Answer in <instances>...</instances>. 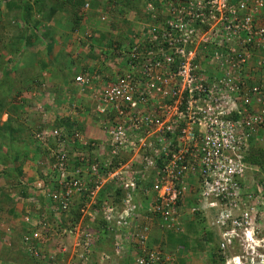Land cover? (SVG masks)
I'll use <instances>...</instances> for the list:
<instances>
[{"label": "built area", "instance_id": "obj_1", "mask_svg": "<svg viewBox=\"0 0 264 264\" xmlns=\"http://www.w3.org/2000/svg\"><path fill=\"white\" fill-rule=\"evenodd\" d=\"M153 1L142 2L151 24L116 49L113 75L73 78L91 92L104 157L72 164L56 149L50 178L34 180L19 243L42 264L103 263L98 222L116 255L134 245L131 264H171L145 245L150 224L178 233L187 213L204 218L225 264H264V176L244 161L264 123V0Z\"/></svg>", "mask_w": 264, "mask_h": 264}, {"label": "trees", "instance_id": "obj_2", "mask_svg": "<svg viewBox=\"0 0 264 264\" xmlns=\"http://www.w3.org/2000/svg\"><path fill=\"white\" fill-rule=\"evenodd\" d=\"M84 0H53L51 2V6H49L48 8L51 7V10L54 11L53 15L54 18L52 19V22H54L53 24H55L57 21L59 22L60 20H64L67 18H71V24L69 25V30H75L76 25L80 22V16L81 14H83L85 17L91 18L92 14L91 11L88 12H84L83 10L81 11L82 13L80 14L78 11L81 10L82 4H83ZM96 1L98 0H90L91 4L95 5ZM102 1H106L108 3H110L109 0H102ZM119 0H114V2H117ZM124 4H126V8L130 7V8H136L135 4L136 2H138V0H124ZM143 0L140 1V3L137 6L142 5ZM113 3V2H112ZM91 4H89V6H91ZM116 4V3H115ZM112 8H114V3L113 5H111ZM116 9V7H115ZM118 13H121V10H118ZM23 17V16H21ZM96 17L100 20H104L105 17H103V19H101V15H99V13H96ZM148 15H144L143 19L147 18ZM24 18V17H23ZM97 19V20H98ZM148 19L150 20V18L148 17ZM24 24L26 22H28L27 18H24ZM70 21V20H68ZM151 21V20H150ZM28 28L31 31V35L25 33L26 29H24L23 31H21V33L19 34V36L17 37V44L16 46L13 47H9L7 50L10 52L8 56V58H4L0 60V72L2 70V75L0 77V113L4 112L7 114V118L0 123V179L4 178L5 179V186L4 188L7 186V190L8 189H12L13 190L19 186H21V182H20V176H21V163L23 161V159H26L27 157H29L28 152L26 151V146L22 141V136L20 134V132H22V128L23 125L20 124L19 130H15L16 127L15 125H13V123L17 120L18 121V117L16 116H12V113L15 112L17 113L18 108H20L21 106V101H14L13 99L9 98L10 96V89H12L13 91H19L18 86L20 85L21 80H25L27 82H38L40 83V85L43 86L44 83H42V76L40 75V70L43 69V73L47 74L48 77L46 76V78L49 79L50 83L44 85V87L39 86L40 91L42 90L43 93H50V97L52 102H55L54 105L57 104V102L60 100V96H62L61 94L65 92L66 96L69 98L71 96L70 93H72L73 95L75 94V90H77L73 84L74 88L68 89V91L65 89L66 84H68L70 81L73 82V78L75 76V74L78 73H89V70L87 69L88 66L83 65L81 67L78 68V70L76 71L75 69V65H77L71 57L70 54L65 52L63 53V56L66 55V59L68 62L65 63V68L64 71H61L59 73H57L56 71L53 70L54 64H58L59 62L56 59L55 55L52 59H50L48 62H46L45 60L38 59V69L36 68L35 64L33 63V59L35 57L36 59V54H33L32 57L28 58V60H24L26 58H24V56L27 55H31L29 53V51H27L25 49V47L30 46L35 39L41 38V36L44 37H48L51 36L52 31H51V25L48 26H44V33H41L40 35L36 34V30L38 29V22L35 24H28ZM112 22H107L105 24V27H103V31H99L100 35L97 37H94L95 40L94 42H98L104 35L103 32H108L110 33L109 35L112 37V35H118L119 37L117 39H113L114 41L112 42H107L108 46L110 47L111 44L112 48L110 47V50H105L106 55H113V53L116 54V56H118L117 50H113L114 48H118L119 45L123 42V40L126 39V36H122V33H119V31L117 32V25ZM66 26V25H64ZM29 31V32H30ZM7 47V46H5ZM47 48H50V43L48 42L47 45L45 46ZM24 52L26 54H24ZM43 52V51H41ZM46 52V50L44 51ZM43 52V53H44ZM20 55V58L22 59V65H14L13 66V71L15 73L14 77H10L5 69L8 67V62L11 60V58L13 57V55ZM108 55V56H109ZM90 57V56H89ZM33 60V61H32ZM56 62V63H55ZM47 63L50 64V66H47ZM34 67L36 68V71L38 72V75L36 74H29L31 73V69L33 70ZM50 67V68H48ZM45 68H48V72L46 73L47 70H45ZM29 70V73L28 71ZM46 71V72H45ZM73 71V72H70ZM5 72V73H4ZM98 74H101V70L98 72ZM56 77L57 80L54 78ZM44 81V80H43ZM65 89V90H64ZM22 90H20L19 92H21ZM25 91V90H24ZM79 93H83L85 92L87 97H89L91 99V103L90 101H88V103H85V105L90 108L92 106V112L90 110V119L93 120V124H88V125H83L82 122H76V121H70L69 118H58L55 119L53 121V123L51 125H49V127H47V125L44 126V124H38L33 132H30L28 134H33L32 136L34 137V133H41V129L42 128H46L48 131L50 129L53 128H59L60 132L57 135H52V134H48L43 142H41L39 139L34 138L35 139V153L36 156L39 157L38 159L40 160V162H37L36 168H37V173L38 176L37 178H41L43 179V181H47L48 178H50L49 174L48 175H42L41 173L45 171L44 167H45V162L47 161L49 158V161L54 160L52 153L53 151H56V149H58L59 153H62L64 155V158L66 159L67 162H70L72 164H76L78 163L79 158L81 157H86L89 161H99L101 162V159L104 157L103 155H99L98 156V152L95 151L94 148H98L99 142H100V136L99 134L96 132V130L99 129V127L97 126V121L98 118L94 115L93 113V100L91 98V92L88 90H83L82 92L77 91ZM76 95V94H75ZM17 115H19L17 113ZM108 116V115H107ZM263 125L260 124V126H258L257 134H259L260 132V140L258 141V144L255 143V145L253 144L252 141H254V136L256 134V132L254 133V135L252 136V138L250 139L249 142V147L247 149V152L245 154L244 157V161H246L248 164H250L251 166H256L257 167V172L254 175L255 177H258L259 179L263 178L264 176V148L262 146H259V142L264 138V123H262ZM261 130V131H260ZM19 132V133H18ZM79 136H81L83 140L86 141V144L83 145L79 140ZM45 141V142H44ZM34 152V151H33ZM43 160V162H42ZM50 163V162H49ZM248 172V171H247ZM261 181V180H259ZM118 192L119 190L116 189L115 190V195L117 196V198H115V201L118 199ZM120 193V192H119ZM20 196L24 197L25 193L23 191H20ZM0 197H3L4 201L0 202H5V201H10L12 200L11 197H9V193L7 191H4L2 189V187L0 186ZM4 204V203H3ZM73 211H75V208H73ZM0 212L4 214L5 217H3V221H8V219L12 216V215H17V213H15L13 211V207L12 205L7 208L6 210H4V208L0 205ZM24 213V211L22 212ZM74 213V212H73ZM76 215V213H74V216ZM195 216V220L198 223V228L200 227L202 233L206 234L204 236H201V238H197L196 234L197 230H199L198 228H193V222L191 221H185V223L183 224V229L181 230V235L178 237V240H174V246L177 248H182L185 247L188 250H195V248H201V246H203V242H205L207 244V242H209L208 244H210L211 241V236H212V232L209 231L208 227L206 226V223L204 221V218L199 214V213H194L193 214ZM257 225L258 226H263L264 225V214L260 216L259 214V219L257 221ZM103 226L102 222H98L95 223L93 225V228L97 231H99L100 227ZM4 229L0 227V234L4 233ZM20 232V231H19ZM102 232H106L105 230H103ZM100 233V232H99ZM10 236L14 237L15 239V233H10ZM150 236H148V238L145 240V245L147 247L149 246V238ZM171 241V240H170ZM151 242V240H150ZM147 243V244H146ZM152 244V243H151ZM8 245H11V243L9 242ZM215 245V243H214ZM4 243H1L0 241V254L4 252ZM159 248V250H161L162 252H166L167 251H171V249H162L161 246H157ZM22 249V250H21ZM169 254V253H168ZM18 256L19 259L21 260V262L23 264H41L37 259H35L34 257L27 255L24 251L22 246L19 247L18 250ZM214 259L218 258L222 263L223 260L220 257L221 255L216 254L214 255ZM173 262V261H172ZM216 262V261H214ZM89 264H94V262L89 263ZM131 264V261H130ZM216 264V263H214Z\"/></svg>", "mask_w": 264, "mask_h": 264}, {"label": "rangeland", "instance_id": "obj_3", "mask_svg": "<svg viewBox=\"0 0 264 264\" xmlns=\"http://www.w3.org/2000/svg\"><path fill=\"white\" fill-rule=\"evenodd\" d=\"M52 1L53 0H3L2 2H0V60L8 58L7 55H9L10 52L7 49L9 47H12V45L13 47L16 46L17 37L19 36L21 31L26 29L25 33L29 35L32 34L26 23L35 24L38 22V26L40 27H38V29L36 30L37 35L44 33L43 27L48 25H51V31L52 29L53 31L51 36H41V38L35 39L30 46L25 47V49L31 54L25 56L26 60L32 57L33 54H36V59L34 57V61H32L37 69L38 59L42 58L43 60L48 62L50 59H52L55 55L59 53L55 59L59 63L54 64L53 70L57 73L64 71V68L66 67L65 63H67L68 61L64 59L66 58V55L63 56V53L67 52L70 54V57L75 62H77V65H75L76 71L79 67H81V65H86L92 68L90 72L98 73L101 70L103 71V73L109 74L110 71H112L118 66V62L116 60L115 53H113V55L108 54L109 56L106 55L105 50H110L109 48H112L113 45L111 44L109 47L107 42H112L114 41L113 39H117L119 36L112 35L111 37L109 35L110 33L103 32L104 36L98 42H94L95 40L92 39L100 35L99 31H103V27H105V24L108 21L111 23L113 22L114 25L116 24L118 28H120V30H118L119 33H122L121 37L126 36V34H129L131 32V28L136 26H138L136 32H140L143 25L138 24L140 22L143 23L144 20L149 25L151 24V21L148 19V17L146 19H143V6H137L141 0H138V2H136V8H126L124 0H119L116 4L114 3V0H110V3L98 0L95 2V5L91 4L90 0H88L91 6L84 8L83 11H91L92 17H85L83 14H81L82 10H79L78 12L81 14L80 22L76 25L75 30H69L71 18L60 20L59 22L57 21L55 24H53L54 22H52V19L54 18V11L51 10V7L48 8L49 6H51ZM112 2L114 3L116 9L115 7L112 8ZM153 2L154 4H157L156 0H154ZM118 10H121V13H118ZM96 13H99V15H104V20L98 19L96 17ZM21 16L27 18L28 22L24 24V18ZM48 42L50 43V48L45 47ZM116 49L117 48H114L113 50ZM45 50L46 52H44ZM41 51H43L44 53ZM24 54L26 53L24 52ZM20 61L22 63L20 55L17 54L13 55L11 60L8 62V67L5 69V71L11 78L15 76V73L12 70L13 66L22 65ZM207 62L208 61H202L201 65L207 70H211L213 67ZM47 66H50V64L47 63ZM99 66H101L102 68L99 69ZM36 68L34 67L33 70L31 69V73H29V70L27 71L29 74L38 75ZM48 68H45V70H47V72L45 71L46 73H49ZM42 70L43 69H41L39 73L42 76V79L44 80H42V83H44L43 86L40 85L39 81L27 82L25 79L21 80L20 85L18 86L19 91H22H14L12 92V94H10L9 98L13 99L16 102L19 100L21 101V106L20 108H18L17 111L19 115L13 112L12 116H17L22 121H36L39 123L42 118L46 121H49L50 118L54 120V118L57 117L55 113L56 111H62L61 113H65L66 111L70 110L74 113L76 118L83 117V120L90 119V108L87 110L86 107L85 111V107L82 106V102L84 103V100L80 97L81 93L79 94L77 90L75 92L76 96L74 94V96L71 95L69 98L66 96L65 92L62 93V96H60V100L56 104L57 110L52 107L55 102H52L50 95L43 93L42 90L40 91L41 88L39 86L44 87V85L50 83L49 79H45V77H48V75L44 74ZM1 75L2 70L0 72V77ZM54 78L57 80L56 77ZM76 97L80 98L81 100H77ZM61 108H63V110H61ZM51 109H53L54 111L52 112ZM2 119H4V117H1L0 121ZM50 124L51 123H49L47 127H49ZM259 146H262L264 148V138L259 142ZM0 200L4 201L3 197H0ZM4 204L8 205L6 201L4 202ZM3 217L5 216L2 212L0 213V219L3 220ZM19 222L20 221H17L16 218H12L11 221H3L4 224L1 225V228H3L4 231L5 228H7V230L10 231L11 228L13 229L15 226V228L21 226ZM239 247V245L235 246L233 248V252H238ZM93 260L95 262V259ZM213 262L216 264H223L218 258L213 259L212 263ZM5 264L11 263L5 261ZM20 264L23 263L20 262Z\"/></svg>", "mask_w": 264, "mask_h": 264}, {"label": "crops", "instance_id": "obj_4", "mask_svg": "<svg viewBox=\"0 0 264 264\" xmlns=\"http://www.w3.org/2000/svg\"><path fill=\"white\" fill-rule=\"evenodd\" d=\"M114 3H117V2H114ZM114 7H115V5H114ZM118 29L120 30V28L117 27V29H116L117 32L119 31ZM104 44H106V43H104ZM24 58H25V56H24ZM24 60H26V59H24ZM20 63H21V61H20ZM118 65H119V62H118ZM101 68L102 67L99 66V69H101ZM117 68H118V66H117ZM87 69L90 72V70L92 68H90L88 66ZM115 69H113L110 72L115 73L114 72ZM101 74H104L103 71H101ZM64 87H66L65 88L66 90L74 88L73 83L71 81L68 84H66V86H64ZM94 89H97V85H94ZM10 91H11L10 94H12V92H14L12 89H10ZM75 92H76V90H75ZM45 94H50V93L47 92ZM70 94L72 96H74L72 93H70ZM80 95H81L80 97L84 100V103L82 102V106L85 107V111H86L87 106L85 105V103H88V101H90V103H91V99L89 97H87L85 92L81 93ZM76 99L81 100L78 97H76ZM56 106L57 105H52V107L55 110H57ZM77 107H79V106H77ZM88 109L89 108L87 107V110ZM61 110H63V108H61ZM90 110L92 112V106L90 107ZM51 111L53 112L54 110L51 109ZM61 112H58V111L55 112L57 117H55L54 120L58 119V118H69L70 121L74 120L76 122H82V124L84 126L88 125V124L94 125L93 120H91V119L83 120V117L76 118L74 113L71 112L70 110L66 111L65 113H61ZM89 113H90V111H89ZM1 117H4V119H2L0 121V123H2L7 118V114L4 112H1L0 118ZM42 119L38 123L36 121L26 122L25 120L22 121L18 118V121L16 120L13 123V125H15V127H16V129H15L16 131L19 130L20 124L23 125V128H22L23 130H22V132H20V134L22 136V141L26 146V151L28 152L29 157H27L26 159H23V161L21 163V176H20L21 186L15 188L14 190H13V188L7 190V186L4 188L5 179L4 178L0 179V186L2 187V189L4 191H7L9 193V197H11V199H12L10 201H6V203L8 205L3 204L4 202L3 203L0 202V205L4 208V210H6L7 208H9L12 205L13 211L15 213H17V215H12L8 219V221H11L12 218H16L17 221H20L21 214L25 210L26 204L29 202L30 198H34V199L38 198L39 193H38V191H36L33 188V182L36 179V177L38 176L36 165H37V162H40V160L38 159L39 157H37L36 153H35V139L32 136V134H28V133L33 132L35 127L38 124H44V126L45 125L48 126L49 123L52 124L54 121L52 118H50L51 121L50 120L46 121L45 119H43V120H45V121H43ZM257 133L258 132H256V134L254 136V139H253L254 141H252L254 145H255V143L258 144V141L260 140V132H259V134H257ZM42 162H43V160H42ZM44 162H47V161H44ZM41 174L42 175H48L49 172L46 169V171L42 172ZM20 191H23L25 193L24 197L20 196ZM187 204H189V201L187 202ZM185 221L193 222V225H194L193 228H195V229L198 228V223L196 222L194 215L187 213V215H185V219H183V224L185 223ZM3 224H4L3 220L0 219V227ZM15 227L13 229L11 228V230H10V231H12V233L16 234L15 239H14V237H12L10 235L8 236L4 233L0 234V241H1V243H4V245H5L4 246V252L0 254V264H5V261L10 262L11 264H20V262H21L18 254H17L19 247L21 246L19 243V235H20L19 231L21 230V226H19L17 228H15ZM262 228L264 229V226H262ZM198 229L199 230L196 229L197 233H195L197 238H201V236L206 235V234L202 233L200 227ZM208 229L211 232V229L209 227H208ZM5 232L9 233V230H7V228H5ZM98 234H99V236H98V241L96 242V245H95V250L97 252H99L101 250H107L108 257H109L106 260H104L103 264H130L131 257L134 253V247H133L134 245L131 248L130 247L125 248V250L127 252L129 251L128 254L116 255L115 253H113L111 251V247H112L111 241L112 240L109 239L110 237H109V235H107V232H102V230H99ZM180 235H181V233H179V232L173 233L170 231L163 230L162 228L159 227L157 221L154 220L152 222V224H150V232H149L148 236H150L149 238H150L151 242L149 240V243H150L149 246H158L159 245L164 250L171 249V251H167L169 253V255L172 257L173 262L171 264H214V262L212 263V260L215 257L214 255L217 254L215 252V247L213 244L216 242L214 235L211 236L210 244H208L209 242H207V244L205 242H203V246H201V248L196 247L195 250L194 249L188 250L185 247H182V248L175 247L173 245L174 244L173 241L178 240V237ZM9 242L11 243V245H8ZM93 258H94V255L92 254L90 263L94 262ZM97 262H98V260H95L94 264H102V263H97Z\"/></svg>", "mask_w": 264, "mask_h": 264}, {"label": "clouds", "instance_id": "obj_5", "mask_svg": "<svg viewBox=\"0 0 264 264\" xmlns=\"http://www.w3.org/2000/svg\"><path fill=\"white\" fill-rule=\"evenodd\" d=\"M142 5H143V3H142ZM143 23H145V20L143 21ZM138 25H142V23L140 22ZM136 27H138V26H136ZM136 27L131 28V30L134 29V28H136ZM127 35H128V34H126V38H127ZM125 40H126V39H125ZM117 59H118V56H116V60H117ZM117 61H118V60H117ZM119 65H120V64H119ZM119 65H118V66H119ZM105 74H108V73H105ZM100 75H101V74H100ZM108 75H113V73L110 72ZM72 80H73V79H72ZM72 83H73V82H72ZM43 114H44V113H43ZM41 131H42V133L45 132V133H46V136L48 135L47 133H48L49 131H48L46 128H42ZM37 133H39V132H37ZM32 135H33V134H32ZM41 136H43V135H41ZM46 136H45V137H46ZM45 137H44V138H45ZM34 138L39 139L41 142H43V140H44V139H41V138L37 137V136H36V133H34ZM44 142H45V141H44ZM11 232H12V231H9V233H4V234H6V235L9 236V234H10ZM214 247H215V252L217 253L216 244L214 245ZM229 253L232 254V253H236V252H232V253L229 252ZM229 253H228V254H229ZM217 254H218V253H217ZM219 255H220V254H219ZM220 257H221L222 260H223V264H225L224 257H223V256H220Z\"/></svg>", "mask_w": 264, "mask_h": 264}]
</instances>
